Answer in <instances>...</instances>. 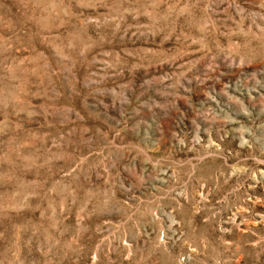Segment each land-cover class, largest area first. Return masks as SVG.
Listing matches in <instances>:
<instances>
[{
	"label": "rangeland",
	"instance_id": "obj_1",
	"mask_svg": "<svg viewBox=\"0 0 264 264\" xmlns=\"http://www.w3.org/2000/svg\"><path fill=\"white\" fill-rule=\"evenodd\" d=\"M0 264H264V0H0Z\"/></svg>",
	"mask_w": 264,
	"mask_h": 264
}]
</instances>
